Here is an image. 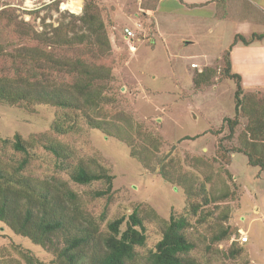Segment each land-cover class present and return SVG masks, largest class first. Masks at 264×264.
<instances>
[{"label":"rangeland","instance_id":"rangeland-1","mask_svg":"<svg viewBox=\"0 0 264 264\" xmlns=\"http://www.w3.org/2000/svg\"><path fill=\"white\" fill-rule=\"evenodd\" d=\"M69 1L73 0H0V43L12 50L25 42L11 25L13 20L52 35L60 23L68 24L86 5L92 7L105 22L111 52L95 58L84 47L61 49L65 55L86 56L112 68L113 79L107 88L111 99L101 117L121 127L105 132L89 127L80 116L78 131L57 134L51 130L57 107L0 101V137L19 133L30 141L34 135L46 134L68 145L73 153L63 160L40 141L33 142L30 163L18 172L23 154L0 141V167L18 179L27 176L32 183L45 185L59 178L79 195L86 210L99 215L106 209L108 219L127 216L138 207L147 240L136 247L135 264H148L146 258L172 213L189 218L185 232L195 246L185 256L199 264H264V169L250 165L239 151L248 115L240 112L232 137L225 122L226 117L235 116L236 81L226 77L224 56L237 35L236 25L172 20L157 10L156 0H77L82 3L79 12L62 6ZM183 17L194 14L183 13ZM207 23L214 32H209ZM125 28L135 32L133 39L124 35ZM5 59L0 61V75L11 74L10 58ZM204 68H211L213 77L197 86L193 76ZM242 86L245 94L264 97V90ZM132 148L143 161L132 155ZM78 162L92 169L105 167L114 175L109 199L91 195L105 183L82 185L70 178V168H66ZM196 205L199 211L194 214ZM150 209L158 218L147 213ZM243 236L248 237L245 243ZM17 246L44 264H57L51 250L0 221V264H27Z\"/></svg>","mask_w":264,"mask_h":264},{"label":"trees","instance_id":"trees-1","mask_svg":"<svg viewBox=\"0 0 264 264\" xmlns=\"http://www.w3.org/2000/svg\"><path fill=\"white\" fill-rule=\"evenodd\" d=\"M15 21L11 25L18 28L17 35L25 42L12 50H6L5 44L0 43V61L9 57L12 64L11 74L0 75V101L9 105L50 104L57 107L51 122V130L57 134L78 131L80 116L91 128L107 132L111 127L117 131L120 125L101 117L105 103L111 99L107 88L113 79L112 68L86 56L65 55L61 49L64 46L84 47L91 57L108 55L112 45L100 14L86 5L81 15H73L70 21L73 27L70 23H60L52 35L36 32L23 20ZM263 37L264 33L256 32L248 37L237 34L224 56L226 77L236 81L235 116L225 118L229 136H233L239 124L240 112H245L249 121L240 138L239 151L246 155L250 165L261 169H264V97L244 93L241 76L232 71L230 55L238 41L250 44ZM34 41L35 44L30 43ZM213 74L211 68H204L195 72L193 80L200 86L209 83ZM0 141L23 154L17 164L18 172L30 163L29 148L33 142L40 141L44 148L63 160L73 154L68 145L46 134L34 135L29 141L15 133L12 138L0 137ZM132 155L143 161L135 148H132ZM66 169L75 183H105L104 188L92 192L93 197L109 199L112 195L114 175L107 168L92 169L78 162L68 164ZM161 173L169 180L165 172ZM45 183H32L22 175L18 179L0 167V221L16 234L51 250L57 264H135L136 247L144 246L147 240L144 217L138 207L127 216L108 219L106 209L99 215L86 210L79 195L59 178ZM192 211L196 214L199 205L193 206ZM147 213L158 218L153 209ZM189 226L187 216L170 214L164 221L162 237L146 258L148 264H199L194 258L185 256L195 246L185 232ZM17 247L27 264H44L28 249Z\"/></svg>","mask_w":264,"mask_h":264},{"label":"crops","instance_id":"crops-1","mask_svg":"<svg viewBox=\"0 0 264 264\" xmlns=\"http://www.w3.org/2000/svg\"><path fill=\"white\" fill-rule=\"evenodd\" d=\"M156 8L176 21H215L218 26L232 22L235 35L264 33V0H156ZM183 13H193L194 17L184 18ZM207 24L209 32H214L211 23ZM230 57L232 71L238 70L243 84L264 90V37L250 44L238 41Z\"/></svg>","mask_w":264,"mask_h":264},{"label":"bare ground","instance_id":"bare-ground-1","mask_svg":"<svg viewBox=\"0 0 264 264\" xmlns=\"http://www.w3.org/2000/svg\"><path fill=\"white\" fill-rule=\"evenodd\" d=\"M62 6L64 8H71L74 12H79L82 8V3L78 2L77 0L63 2Z\"/></svg>","mask_w":264,"mask_h":264},{"label":"built area","instance_id":"built-area-1","mask_svg":"<svg viewBox=\"0 0 264 264\" xmlns=\"http://www.w3.org/2000/svg\"><path fill=\"white\" fill-rule=\"evenodd\" d=\"M124 35L129 39V40H131V39H133L134 37H135V32L132 30V29H130V28H125V30H124ZM248 241V237L247 236H243V237H241V242L242 243H245V242H247Z\"/></svg>","mask_w":264,"mask_h":264}]
</instances>
